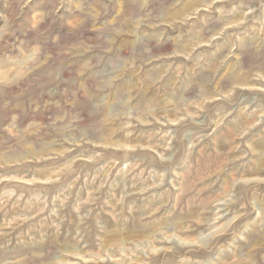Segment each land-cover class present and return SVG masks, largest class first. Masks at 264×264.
<instances>
[{
    "label": "rangeland",
    "instance_id": "374dc122",
    "mask_svg": "<svg viewBox=\"0 0 264 264\" xmlns=\"http://www.w3.org/2000/svg\"><path fill=\"white\" fill-rule=\"evenodd\" d=\"M0 264H264V0H0Z\"/></svg>",
    "mask_w": 264,
    "mask_h": 264
}]
</instances>
